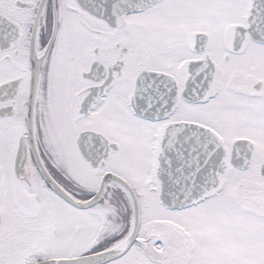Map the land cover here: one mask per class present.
Returning a JSON list of instances; mask_svg holds the SVG:
<instances>
[{"label":"snow or ice","instance_id":"snow-or-ice-1","mask_svg":"<svg viewBox=\"0 0 264 264\" xmlns=\"http://www.w3.org/2000/svg\"><path fill=\"white\" fill-rule=\"evenodd\" d=\"M0 264H264V0H0Z\"/></svg>","mask_w":264,"mask_h":264}]
</instances>
